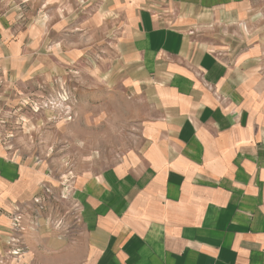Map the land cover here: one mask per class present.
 <instances>
[{
  "label": "crops",
  "instance_id": "obj_1",
  "mask_svg": "<svg viewBox=\"0 0 264 264\" xmlns=\"http://www.w3.org/2000/svg\"><path fill=\"white\" fill-rule=\"evenodd\" d=\"M105 1L142 143L78 177L68 232L34 201L47 172L0 141V264H264V0ZM7 28L0 15V86Z\"/></svg>",
  "mask_w": 264,
  "mask_h": 264
},
{
  "label": "rangeland",
  "instance_id": "obj_2",
  "mask_svg": "<svg viewBox=\"0 0 264 264\" xmlns=\"http://www.w3.org/2000/svg\"><path fill=\"white\" fill-rule=\"evenodd\" d=\"M110 7L105 0H0L8 46L15 44L0 86V141L11 157L47 172L51 192L43 185L37 204L68 232L77 226L78 177L142 143L147 107L118 80Z\"/></svg>",
  "mask_w": 264,
  "mask_h": 264
},
{
  "label": "built area",
  "instance_id": "obj_3",
  "mask_svg": "<svg viewBox=\"0 0 264 264\" xmlns=\"http://www.w3.org/2000/svg\"><path fill=\"white\" fill-rule=\"evenodd\" d=\"M43 187L45 188L46 193L51 192L50 188L46 187L45 185ZM43 199L44 197L43 198L36 197L34 201L36 203H41ZM22 220H23V212L18 211L13 217V226L16 235L13 236V238L10 241L11 249L9 251V254L12 256H20L26 249V245L24 244L22 238V231H23Z\"/></svg>",
  "mask_w": 264,
  "mask_h": 264
}]
</instances>
